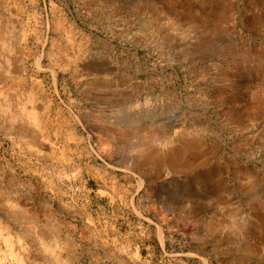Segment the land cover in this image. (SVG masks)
Returning <instances> with one entry per match:
<instances>
[{
	"label": "rangeland",
	"instance_id": "rangeland-1",
	"mask_svg": "<svg viewBox=\"0 0 264 264\" xmlns=\"http://www.w3.org/2000/svg\"><path fill=\"white\" fill-rule=\"evenodd\" d=\"M0 264H264V0H0Z\"/></svg>",
	"mask_w": 264,
	"mask_h": 264
},
{
	"label": "crops",
	"instance_id": "crops-1",
	"mask_svg": "<svg viewBox=\"0 0 264 264\" xmlns=\"http://www.w3.org/2000/svg\"><path fill=\"white\" fill-rule=\"evenodd\" d=\"M83 240H88V239H86V237H85V239H83V238H80V241H83ZM86 242H88V241H86ZM92 245V244H91ZM61 246H63V248L64 249H66L67 248V242H61ZM79 248V247H78ZM75 251H77V247L75 248Z\"/></svg>",
	"mask_w": 264,
	"mask_h": 264
}]
</instances>
